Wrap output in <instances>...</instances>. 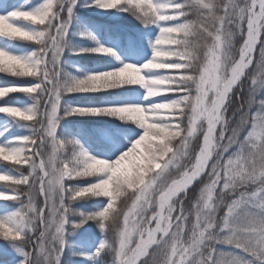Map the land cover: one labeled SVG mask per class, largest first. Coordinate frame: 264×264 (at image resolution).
I'll use <instances>...</instances> for the list:
<instances>
[{
  "label": "snow or ice",
  "instance_id": "6c2138e0",
  "mask_svg": "<svg viewBox=\"0 0 264 264\" xmlns=\"http://www.w3.org/2000/svg\"><path fill=\"white\" fill-rule=\"evenodd\" d=\"M77 3L42 0L0 14V40L35 46L19 55L0 44V73L31 78L0 84V98H32L25 108L0 104L30 130L0 143V159L13 166L0 172L12 185L0 201L19 204L0 216V238L20 264H62L68 233L94 221L105 238L90 259L264 264V0H91L154 26L151 57L68 81L60 64ZM83 52L116 56L103 45ZM128 88L143 89L146 103L63 104L71 93ZM77 115L134 122L142 134L115 159L98 158L57 136L60 120ZM85 197L106 204L73 209Z\"/></svg>",
  "mask_w": 264,
  "mask_h": 264
},
{
  "label": "trees",
  "instance_id": "16d2710c",
  "mask_svg": "<svg viewBox=\"0 0 264 264\" xmlns=\"http://www.w3.org/2000/svg\"><path fill=\"white\" fill-rule=\"evenodd\" d=\"M42 0H0V14L7 11L14 10V8L23 5L26 9H31L39 6ZM91 0H78L77 8L74 10L75 26L70 28L71 36L73 40L70 41L67 47V52L64 53V57L61 60V72L62 79L71 81L72 78H83L87 74H92L99 71H106L114 68L116 64L122 63L118 60H98L91 59L88 56L70 55L71 51L79 49H91L97 45L98 40H120L121 43L126 46V54L128 58L135 59L138 55L140 46L145 49L142 60L149 59L151 57V48L149 41L154 40L157 35V29L154 26L145 27L135 16L128 12L120 11L119 9L102 10L96 7H88ZM25 27H31L23 21H17ZM95 37V39H92ZM120 38V39H119ZM0 44L6 46L10 51L15 54H21L27 49L31 48L30 42L15 40L7 41L0 40ZM134 49H137L134 52ZM141 59V58H140ZM95 61V62H94ZM98 61V62H96ZM141 62V60L139 61ZM92 71H87L86 69ZM9 74L0 73V84H8ZM124 96L139 98V103H146L143 100L141 90L139 88L128 89H114L105 92H89V93H71L63 98V104L65 107L69 106H81V107H95L110 104L111 97ZM262 98H264V90L261 91ZM12 98L4 101L0 100V104L10 103L18 107L25 108L32 104V98L28 95L21 97L14 95ZM21 99L22 101H18ZM159 100V97L155 98ZM72 101L74 105H70L66 102ZM24 106V107H22ZM0 117V143H7L12 137L28 135L30 134L29 128L25 122L13 120L11 117L7 121H3V114ZM5 115V114H4ZM116 123V120L106 118L100 121L96 120H84L82 118H75L74 116H67L60 120L59 130L64 131L58 138L66 139L68 132H76L78 140L85 148L94 151L93 147H97V150L104 148L99 143L97 133L101 129H109L111 124ZM117 124V123H116ZM121 131L129 135V125H117ZM138 128V127H137ZM138 129H136V134ZM63 134V135H62ZM135 135V134H134ZM100 149V150H101ZM12 164L3 163L0 161V172L7 173L12 169ZM91 179L81 178L80 183ZM76 183V182H72ZM12 187L10 181H0V188ZM191 195V193H190ZM106 204V200L103 197L99 198H81L80 200L72 204L73 209H77L86 214L93 213L101 210ZM19 207V204L15 201H0V216H5ZM73 222H78L79 217L72 218ZM109 239L112 237L111 231L108 233ZM105 238V233L98 227L97 222L89 221L83 224L81 227L70 231L66 237L67 244L64 249V254L61 258L62 264H111V255L105 253L99 258H92L95 249L99 245L100 241ZM22 257L19 252L16 251L9 242L0 238V264H20Z\"/></svg>",
  "mask_w": 264,
  "mask_h": 264
},
{
  "label": "rangeland",
  "instance_id": "374dc122",
  "mask_svg": "<svg viewBox=\"0 0 264 264\" xmlns=\"http://www.w3.org/2000/svg\"><path fill=\"white\" fill-rule=\"evenodd\" d=\"M77 5H78V3L73 8V16H74V10H75V8H77ZM3 14H5V13H3ZM73 26H75V19L74 18H73L72 24L69 27V33H68V39H67L68 44L70 43L71 40H73V37L71 36V30H70V28H72ZM98 45H103L105 47L113 49L115 51V53H116V56L101 55V54H96V53H92V52H83V53L76 54L77 50L76 51H74V50L71 51L70 55L73 56V58L76 57V55H80V56H88L91 59H98V60H101V61H103V60L104 61L105 60L111 61L112 60V61L118 62V60H119L122 63H134V64H138V65L143 64V63H145L148 60V59L147 60H145V59L142 60V57H143V54H144V51H145V49H144V47L142 45L140 46V49L138 51V55L135 56V57H137L136 60L128 58V57H124V54H123L124 53V48H123L124 44L121 43L120 40L119 41L118 40L107 41V40H102L101 39V40L97 41V45L94 46L93 48L97 47ZM34 47H35L34 45L33 46L31 45V48H29L26 51L22 52L20 55L29 54L33 50ZM65 52H67V48L65 49L64 53ZM64 53H63V55L61 57V60L64 57ZM116 57H119V59H117ZM140 60H141V62H139ZM96 62H98V61H96ZM122 63L118 62L114 68L121 66ZM86 70L87 71H92L91 69H88V68ZM9 79L10 80L7 81L8 84H26V83H29L31 78L30 77H13V76H9ZM140 90H141L142 97H143L144 90L143 89H140ZM14 95H18V96H21V97H25L26 96V94H24V93H14V94H9L5 98H0V100L4 101V100H7L9 98L14 99V98H12ZM260 95H261V92H260ZM18 101H22V100L19 99ZM109 101H111L110 103H121V102H136V103H139L140 99L136 98L135 96H132V97L124 96L123 99L120 98V97H115L114 96V97H111V99ZM66 103H68L70 105H74L72 101H68ZM22 107H24V106H22ZM0 114H3V113H0ZM1 116L2 115H0V117ZM3 116H4L3 117V121H7L9 119L8 116H6L4 114H3ZM74 117L75 118H82L84 120L100 121V120L108 118L109 116H91V115L79 116V115H77V116H74ZM109 118H111L113 120H116L117 124L112 122V124H111L112 126H109V129H106V130L101 129L97 133V138L99 139V143L103 144L105 147L102 148V149L100 148L101 150L100 149L97 150V147H93L94 151H96V152H93L92 150H89V148L88 149L86 148L88 150L89 154L95 155L98 158L115 159L122 151H125V150H127L128 147H130V143L132 141H134L136 138H138V136L140 134H142V130L134 122L120 121L119 119L112 118V117H109ZM120 124L121 125H129V126H131L130 130H135V131L134 132L131 131V132L128 133L129 135H127L126 133L121 131L119 128H116V127H118L117 125H120ZM136 129H138V133L137 134H136ZM63 132L64 131L59 130V127H58L57 136L58 137L61 136L60 134L63 133ZM68 135H70V136L66 137V139H68V140H72V139L78 140L76 132H74V131L73 132H68ZM0 161L3 162V163L11 164V162L4 161L2 159H0Z\"/></svg>",
  "mask_w": 264,
  "mask_h": 264
}]
</instances>
